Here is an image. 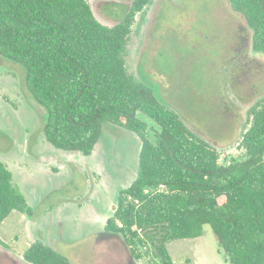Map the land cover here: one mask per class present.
<instances>
[{"label": "trees", "instance_id": "1", "mask_svg": "<svg viewBox=\"0 0 264 264\" xmlns=\"http://www.w3.org/2000/svg\"><path fill=\"white\" fill-rule=\"evenodd\" d=\"M148 1L134 0L110 26L89 0H0V57L22 72L25 94L45 111L44 130L54 145L89 155L111 125L140 137L138 176L120 192L107 226L134 256L141 258L135 246L157 238L162 264H173L167 244L201 237L210 225L229 263L264 264V99L251 107L242 134L245 159L221 164L220 151L127 69L131 27ZM229 2L252 29L253 49L264 53V0ZM139 113L159 126L157 141ZM15 210L30 212L0 161V225ZM24 258L72 264L42 241L28 246Z\"/></svg>", "mask_w": 264, "mask_h": 264}, {"label": "rangeland", "instance_id": "2", "mask_svg": "<svg viewBox=\"0 0 264 264\" xmlns=\"http://www.w3.org/2000/svg\"><path fill=\"white\" fill-rule=\"evenodd\" d=\"M89 2L98 20L110 26L122 17V8L128 10L132 4V0ZM252 39V29L229 0H150L136 13L125 61L128 71L140 83L152 87L159 98L180 113L192 131L217 148L221 164H228L245 159L240 145L242 134L252 119L251 107L264 99V53L253 49ZM8 65L0 57L1 104L10 108L20 122L44 120L45 111L34 106L25 94L22 72ZM26 102L31 103L36 114ZM138 116L148 122V136L157 141L159 126L142 113ZM101 138L107 141L105 162L111 173L107 174L103 165L104 147L98 144L89 158L92 171L76 170L65 182V190L55 191L47 199L49 204L43 206L56 204L65 199L64 195H81L93 188L104 192L106 199L107 193L113 195L132 183L139 171L140 137L111 125ZM7 157L11 160L4 162L20 188L24 185L19 174L26 177L38 168L51 166L24 165L13 155ZM69 223L59 238H46L37 217L12 213L0 226V239L23 255L34 240L44 242L45 238V243L72 264H162L155 246L157 238L147 237L146 245L135 246L139 259L120 234L102 235L97 226L83 228L79 221ZM68 228L72 230L68 232ZM204 230L201 237L167 244L173 264H227L221 261L225 256L211 226L205 225ZM149 232L155 235L156 231ZM140 235L145 238V232ZM0 264L16 263L8 254L0 253Z\"/></svg>", "mask_w": 264, "mask_h": 264}, {"label": "flooded vegetation", "instance_id": "3", "mask_svg": "<svg viewBox=\"0 0 264 264\" xmlns=\"http://www.w3.org/2000/svg\"><path fill=\"white\" fill-rule=\"evenodd\" d=\"M133 3L134 0H132L131 6ZM149 3L150 0L143 5L142 9ZM130 7L128 9H130ZM121 10L126 11L125 7ZM26 103L31 108V112L36 114L31 103ZM43 141L47 142L48 146H44ZM104 143H107V141H103L102 138H100L96 146L101 144L104 147ZM93 152H95V147L91 154L85 155L81 151L65 149L54 145L46 136L43 126V118H40V120L38 119V123H34L33 119L32 121H26V119H23L20 122L17 119H14L13 111L0 102V161L6 164L4 161L11 160L7 156L13 155L16 161H21L24 165L36 166L43 163L51 165L49 168L45 169L38 168L35 172L26 177L19 174V178L22 179L21 184L24 185V188H19L25 196L30 212L18 211L16 213L29 218L37 217V221H39L42 226L44 237L59 238L64 231V226H67L69 222L76 224L77 221H79L83 228L95 227V212L99 215L100 233L108 235L114 234L107 230V226L118 209L120 192L126 188H119L118 193L114 191L113 195L107 193L106 199L103 196L104 192H100L99 190L95 192V188L86 189L81 195L78 193L66 196L59 195V197L62 196L65 199L59 200L55 202L56 204L51 206H43V204H49L47 199L55 191L65 190V182L73 177V173L76 170L80 173H85L89 170L92 171L91 169L93 166L91 165L89 158L92 156ZM107 157L108 154L104 147V153H102L103 165L105 166L107 174H109L111 171L108 169L105 162L107 161ZM81 159H83V162ZM7 167L9 168L8 165ZM12 175L13 182L15 183L13 172ZM132 183L128 187H130ZM25 192L30 196V200ZM110 198L111 202H109ZM84 207H86L85 210ZM83 213L86 215L88 214L89 217L87 219L83 218ZM71 230V228H68V232ZM0 253L8 254L16 264H28L25 258H22L15 253L1 239Z\"/></svg>", "mask_w": 264, "mask_h": 264}, {"label": "crops", "instance_id": "4", "mask_svg": "<svg viewBox=\"0 0 264 264\" xmlns=\"http://www.w3.org/2000/svg\"><path fill=\"white\" fill-rule=\"evenodd\" d=\"M95 147H96V145H95ZM86 209V207H84V210ZM16 212H18V211H13L12 213H16ZM11 213V214H12ZM82 217L83 218H85V219H87L88 217H89V215L87 214H85V213H83V215H82ZM8 218V217H7ZM6 220V219H5ZM4 220V221H5ZM3 221V222H4ZM1 226V225H0ZM94 226H97V227H100V222H99V215H98V213L97 212H95V225ZM100 233V232H99ZM101 234V233H100ZM102 235H108V234H102ZM110 235H117V234H110ZM184 240V239H183ZM35 242V241H34ZM47 244V243H46ZM31 245V244H30ZM29 245V246H30ZM49 245V244H48ZM10 248V247H9ZM168 250H169V246H168ZM16 253V252H15ZM18 255H20L19 253H17ZM22 258H24V254L23 255H20ZM27 261V260H26ZM221 261H223V262H225V263H227V264H231V263H229L224 257H222L221 256ZM28 262V264H32V263H30L29 261H27ZM173 262V261H172Z\"/></svg>", "mask_w": 264, "mask_h": 264}, {"label": "built area", "instance_id": "5", "mask_svg": "<svg viewBox=\"0 0 264 264\" xmlns=\"http://www.w3.org/2000/svg\"><path fill=\"white\" fill-rule=\"evenodd\" d=\"M135 202H136V203H139V200L137 199Z\"/></svg>", "mask_w": 264, "mask_h": 264}]
</instances>
